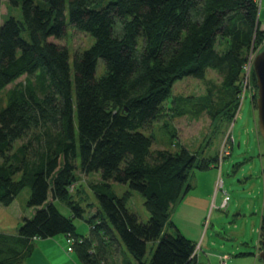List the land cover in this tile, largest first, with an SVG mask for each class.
I'll use <instances>...</instances> for the list:
<instances>
[{
    "label": "trees",
    "instance_id": "trees-1",
    "mask_svg": "<svg viewBox=\"0 0 264 264\" xmlns=\"http://www.w3.org/2000/svg\"><path fill=\"white\" fill-rule=\"evenodd\" d=\"M9 2L21 20L3 21L0 0V93L25 80L6 92L0 110V205L28 187L32 214L14 235H0V264H21L34 240L60 235L72 238L65 251L81 264H108L122 246L143 264L148 243H156L149 264H192L195 243L169 224L171 210L192 189L191 171L217 167L218 153L197 162L183 148L154 150L142 131L159 121L177 81L202 80L208 71L230 89L233 121L244 51L263 39L253 0ZM87 36L93 43L81 51ZM77 171L99 177L89 187L101 211L87 220V236L73 224L84 212L72 199ZM115 183L128 192L118 197ZM131 192L142 197L146 222L127 208Z\"/></svg>",
    "mask_w": 264,
    "mask_h": 264
},
{
    "label": "rangeland",
    "instance_id": "rangeland-1",
    "mask_svg": "<svg viewBox=\"0 0 264 264\" xmlns=\"http://www.w3.org/2000/svg\"><path fill=\"white\" fill-rule=\"evenodd\" d=\"M110 1L112 0H99V7L105 6ZM9 17L21 20L20 7L13 6L9 0H1V19L4 21ZM66 19L68 21V16ZM259 19L261 24H264V0L261 3ZM22 36L23 38L28 37L26 32H23ZM260 39H257L260 41L255 42L254 45L252 40L250 46L245 49L244 55H247L252 48H254V52L257 51L262 42V37ZM73 40H75L73 37L70 38L69 43ZM73 43L76 46L78 43L81 44L80 40H75ZM92 43V38L88 36L82 38L81 51L88 49ZM69 54L72 65L73 51L71 48ZM100 64L101 61L99 60L98 77L102 74ZM24 80L25 77H21L0 93V110L6 106V92ZM231 96L232 93L224 84L223 78L215 72L208 71L202 80L185 78L177 81L173 85L171 96L164 105L159 121L142 132L153 138L152 149L154 150L177 152L183 148L195 154L197 162L216 156L231 125L228 120L231 111ZM252 130L256 133L259 141L260 156L257 151L255 134L252 133ZM232 134L236 143L234 142L231 146V155L224 159L219 171L221 172L220 178L223 182V189L230 198L229 205L226 211L212 209L216 213L212 219L209 216L210 208L209 213L203 219L199 228L200 233L198 232L203 239L200 257L202 262H206L205 254H227L230 257L227 264H263L258 258L264 233L263 220L261 222L263 230L260 231V235L256 230L259 227L262 214V203H260L262 197L258 193L263 188L264 149L257 127L256 93L251 101L249 97L243 101L240 117L234 122ZM238 143H240L239 147H237ZM20 144L21 142H17L14 149ZM76 175L77 183L72 199L80 205L84 212L82 218L73 219V224L78 235L87 236L89 231L87 220L95 215L96 210L101 211L89 187L98 183L99 177L97 174L84 175L79 171ZM217 177V167L212 168L210 166L205 170L193 169L188 178V183L192 186L188 195L204 194L209 185L215 186L213 184ZM111 187L118 197L123 196L129 190L128 186L124 184L115 183ZM214 189L212 188L213 192L211 191L210 195L212 202H214ZM29 196L30 189L25 187L9 206L0 205V235L14 234L19 228L22 218L31 216L32 210L27 208ZM222 197L218 193L216 203H220ZM55 206L62 215L71 217V210L65 204L55 202ZM250 206L251 208H249ZM127 208L134 211L141 221L146 222L148 220L149 214L143 205V199L136 192H131L127 201ZM184 209L183 206L176 204L171 210L169 224H176L178 217L188 218ZM238 212L245 214V218H238L236 216ZM169 224L165 227V232L172 234L174 228ZM242 230V236L234 234ZM198 240L199 238L194 242L197 243ZM65 246H67L66 243ZM155 247L156 243L147 244L146 254L142 260L143 264H149ZM122 250V255L116 252L115 257L110 258L108 264H139L130 256L124 246H122ZM209 259L212 262L213 258L209 257Z\"/></svg>",
    "mask_w": 264,
    "mask_h": 264
},
{
    "label": "crops",
    "instance_id": "crops-1",
    "mask_svg": "<svg viewBox=\"0 0 264 264\" xmlns=\"http://www.w3.org/2000/svg\"><path fill=\"white\" fill-rule=\"evenodd\" d=\"M252 133L255 134V142L257 145V151H258V155L260 156L259 154L260 145H259L258 138L254 130H252ZM235 143H236V140H235ZM239 145L240 143L237 144V147H239ZM219 173L221 174V172H218V175ZM213 185H215V183ZM212 188L214 189V186L212 187V185H209V188L206 189L205 193L198 194V196H192V195L190 196L187 194L178 203L180 206H183L185 208L184 213H187L188 218L185 219V217H178L176 218V222H177L176 224L178 226L174 223L173 225H175V228L182 235H184L187 239H189L193 243H195L194 241H196L198 238L199 240L201 238L199 236V233H200L199 228L201 227V223L203 222V219H205L206 215L209 213L210 205L213 203L216 207L220 205V203H216L215 201L217 196L215 197L214 202L210 201V195H211ZM258 194L261 195L262 197L260 203H262L261 210L263 211L264 179H263V188L262 190L259 191ZM249 208H251V206ZM215 214L216 213L211 210L210 215H209L210 219H212L213 215L215 216ZM236 216L240 219L245 218V214H242L241 212H238ZM261 222H262V214L260 217L259 227L256 230L259 235L261 231L260 230ZM234 234H236L237 236H242L243 230L240 231L239 233H234ZM65 239H66L65 236H56L54 238H48L45 240H34L32 242L34 245L32 254L29 257L25 258L21 264H81L79 260L77 259V257L75 255H74L75 257L73 256L74 254L73 252L67 253L65 251V247H66ZM244 246H246V244H244ZM213 255H216V254H213ZM206 257H207V261H209L210 264L217 263V259L215 257L209 256L210 258H213L212 262L210 261L208 256ZM201 259L200 261H202Z\"/></svg>",
    "mask_w": 264,
    "mask_h": 264
},
{
    "label": "built area",
    "instance_id": "built-area-1",
    "mask_svg": "<svg viewBox=\"0 0 264 264\" xmlns=\"http://www.w3.org/2000/svg\"><path fill=\"white\" fill-rule=\"evenodd\" d=\"M256 9H257V21H256V28L262 33L263 35V39L261 44L259 45V48L257 51H253L254 48H252L248 54L245 56V61L241 67V74H240V80H239V84H238V89H237V93H236V100H237V107L235 109V113H234V117H233V121L231 122V125L223 139V141L221 142V145L219 147L218 150V161H217V168H218V172L220 171V167L222 165V162L224 161V159L226 157H229L231 155L230 153V149L231 146L234 144L235 140L232 134V128L234 126V122L240 117V109L242 106L243 101L246 99V97H249L250 101L252 100V97L254 96V94L256 93V87L253 84L252 81V75H253V61L255 59V56L258 54V51H261L264 49V24H261L260 22V9H261V3L262 0H253ZM253 45H254V41H253ZM221 174L219 173L217 180L215 182V189H214V199L217 196L218 193H220L223 197L222 200L220 202V205L218 207H216L213 204H211V210L212 209H217V210H222V211H226V209L228 208L229 205V196L227 195V192L224 191L223 189V182L221 180ZM74 189V186H71L70 191L72 192ZM206 225V223H205ZM66 245H67V251L70 249L73 240L72 238L68 237L66 238ZM202 237L200 238V240L195 243L194 245V249L190 254L189 260L192 264H210L209 261L207 262H202L200 261L201 257V252H202ZM206 256H212L215 257L217 259V263L216 264H227V261L229 260V256L227 254H223V255H207Z\"/></svg>",
    "mask_w": 264,
    "mask_h": 264
},
{
    "label": "water",
    "instance_id": "water-1",
    "mask_svg": "<svg viewBox=\"0 0 264 264\" xmlns=\"http://www.w3.org/2000/svg\"><path fill=\"white\" fill-rule=\"evenodd\" d=\"M253 75L256 86V109H257V127L263 142L264 149V50L259 52L253 61ZM258 258L264 264V233L261 240V250Z\"/></svg>",
    "mask_w": 264,
    "mask_h": 264
}]
</instances>
